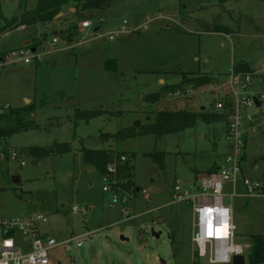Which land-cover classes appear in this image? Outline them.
Instances as JSON below:
<instances>
[{"label": "rangeland", "instance_id": "374dc122", "mask_svg": "<svg viewBox=\"0 0 264 264\" xmlns=\"http://www.w3.org/2000/svg\"><path fill=\"white\" fill-rule=\"evenodd\" d=\"M222 1L81 3L73 6L74 13H63L54 24L36 28L34 46L42 54L39 66L15 63L0 68V127L19 119L35 124L3 140L20 159L0 160V217L43 215L47 222L40 225L41 231L58 241L94 233L81 248L52 250L50 264H208L192 245V205L173 204L172 195L176 185L189 187L197 174L222 163L231 149L226 123L199 121L181 133L139 136L122 143L103 141L100 133L144 124L160 109L215 112V102L230 94L229 73L234 65L246 64L253 71L264 67V0ZM19 4L20 0H0L3 18L34 8L37 0H26L21 8ZM83 21L92 26L80 32ZM124 21L127 29L139 30L109 40ZM29 35L30 29L19 27L0 34V54L20 48ZM54 35L62 42L52 51L64 48L67 36L72 37L75 50L50 54ZM109 59L118 65L111 76L103 68ZM192 72L208 75L212 82L188 94L165 96L152 107L143 102L145 95L175 85L182 74ZM254 83L263 87L264 77ZM98 108L126 113L115 120L100 116L75 124L76 111ZM246 113L262 118L264 104ZM64 144L71 147L69 152H61ZM82 147L134 153L136 191L128 190L130 216L120 205H111L112 196L103 192L104 175L84 162ZM31 149L46 154L35 157ZM145 152L163 153L164 168L145 157ZM246 155L243 168L257 162L253 176L264 180V125L249 132ZM224 203L233 206L236 243H248L244 236L264 234V198L231 201L226 197ZM244 257L247 264L248 253Z\"/></svg>", "mask_w": 264, "mask_h": 264}, {"label": "built area", "instance_id": "2783aa9c", "mask_svg": "<svg viewBox=\"0 0 264 264\" xmlns=\"http://www.w3.org/2000/svg\"><path fill=\"white\" fill-rule=\"evenodd\" d=\"M124 21L115 33L108 39L113 40L114 36L128 33L139 28H126ZM92 26L90 21H83L79 24V31H85ZM147 24L142 25L146 29ZM19 28L24 29V26ZM62 42L58 35H54L49 44L50 52ZM63 50H70V40L64 39ZM42 54L37 53L32 46H24L9 52L0 54V68L7 65L20 63L29 65L34 61L40 62ZM230 94L225 100L215 102V112L228 114L226 123V139L230 143L231 149L225 156L222 163L210 172L197 174L195 180L189 187L176 185L172 195L173 204L192 205L193 225H192V245L198 258L204 259L208 264H232L235 256H244L248 253L249 246L236 243V229L234 225V213L232 204H225L224 198L231 201L236 198L250 199L253 197L264 198V180L251 179L243 175V157L247 137L250 131L257 126L264 125V117L258 118L256 115L246 113L249 108L262 109L264 104V86H256L254 80L263 78L264 67L253 72H236L233 66L230 71ZM191 92V91H190ZM176 92V96L190 93ZM255 99L259 106L255 104ZM18 160L20 155L16 150L6 148L3 140L0 139V160ZM125 157L120 159L125 161ZM24 165V162H21ZM264 179V164L262 166ZM116 173L115 164L107 166L104 175L105 185L103 192L110 193L111 205H120L126 216H130V200L127 191L116 187L114 175ZM143 195L150 201L148 193L144 190ZM212 208L213 227H219L227 223L230 235L228 237L216 238L208 237L206 234V214L203 208ZM72 211L78 212L77 207ZM227 213V215H225ZM203 218V219H202ZM47 222V218L40 214H33L24 218H4L0 217V264H50L49 253L56 248H63L65 252H70L74 247L81 248L85 241L91 239L94 233L87 232L77 238L58 241L40 229V225ZM11 241L5 244V241ZM239 246V254L229 251L230 247ZM203 251V255H201ZM224 255H229L230 259L222 260Z\"/></svg>", "mask_w": 264, "mask_h": 264}, {"label": "trees", "instance_id": "16d2710c", "mask_svg": "<svg viewBox=\"0 0 264 264\" xmlns=\"http://www.w3.org/2000/svg\"><path fill=\"white\" fill-rule=\"evenodd\" d=\"M100 1L101 0H37V4L34 8L29 10L24 9L17 16L9 20L3 18L0 13V19L3 20V25L0 26V34L8 33L11 30H15L21 26L38 27L52 23L61 12L69 7L77 6L81 3L88 5L90 3H97ZM25 2L26 0H20L19 7L21 8ZM219 2L223 1L219 0ZM96 5L99 6V4ZM221 30L226 31L223 27ZM221 30L218 29L216 31L220 32ZM67 39H72V37L67 36ZM234 67L237 73L253 72V69H251L246 64H236ZM104 69L109 73H116L118 71L117 61L114 59L106 60L104 62ZM211 82L212 80L208 75H200L193 72L184 73L182 74V79L179 83L175 85L164 86L158 92L145 95L142 100L146 104L156 105L165 96H170L176 92L184 93L186 91H193V89L206 86ZM124 113L126 112L122 110H117L114 113L113 109L110 110L108 108L76 111L75 124L78 125L80 122L88 123L93 118L100 116L120 118V116H122ZM227 119L228 114L226 113L210 112L206 110H201L200 112H191L187 110L160 109L152 116V118L147 117V122L141 124L137 128L133 125H130L121 128L116 133L101 132L100 138H102L103 141L114 140L118 143H122L139 136H154L155 138H161L166 135L181 133L186 129L193 128L199 121L206 124L217 122L227 123ZM34 126V123L23 122L21 119H19L16 124L0 127V139L4 140L5 138H9L18 132L28 130ZM70 150L71 147L66 144L62 145L61 147V152H69ZM81 152L84 157V162L87 165L94 167L103 175L106 174L107 166L109 164H115L116 173L114 175V180L116 182V187H119L120 190H125L127 192L131 188L136 191L134 188V153H130L128 155V153L125 151L87 147H82ZM31 153L34 154L35 157H42L45 156L46 151L42 149H31ZM143 155L147 158H150L161 169L164 168L163 153L145 152ZM122 157L126 158L124 162L120 161ZM214 169H216L215 166L208 170V172ZM248 238L250 248L248 251L247 264H264V234H252Z\"/></svg>", "mask_w": 264, "mask_h": 264}, {"label": "crops", "instance_id": "0c3cea01", "mask_svg": "<svg viewBox=\"0 0 264 264\" xmlns=\"http://www.w3.org/2000/svg\"><path fill=\"white\" fill-rule=\"evenodd\" d=\"M63 13L64 14H67V13H74V8L73 7H69V8H67V11H63V12H61L56 18L58 19L60 16H62L63 15ZM56 18H55V20H56ZM52 24H54V22H52ZM36 28L37 27H25L24 26V29H30L31 30V35H29V37H30V39H28V40H26V41H24L23 42V44H22V46L21 47H24V46H32V48L34 49V50H36V51H38V49L34 46V43H36V41H38V37H37V32H36ZM20 29H22V28H20ZM99 30V27H97L96 29H95V31H98ZM80 32H82V31H80ZM84 32V31H83ZM218 32V31H217ZM33 33H34V35H33ZM219 33H222V32H219ZM227 37L229 36V34H226V33H224ZM34 39V40H33ZM36 40V41H35ZM70 40V43L72 44V39H69ZM40 45H42V43L40 42L39 43ZM70 44V47H71V49L72 50H75V48H76V45H71ZM20 47V48H21ZM70 49V50H71ZM55 51H64L63 49H60V50H55ZM55 51H52V52H49L50 54H52L53 52H55ZM66 51H69V50H66ZM41 64V62H36V61H34L33 63H31V64H29V65H26V66H39ZM24 65V64H23ZM235 66V65H234ZM103 68H104V65H103ZM105 70V69H104ZM105 72H107V71H105ZM110 76L112 75V73H109V72H107ZM161 82H163V80H161ZM26 101L27 102H29V100H27L26 99ZM146 104V103H145ZM146 105H148V107H152V106H154V105H150V104H146ZM128 111H133V110H128ZM111 120H115L114 118L113 119H111ZM105 133H112V132H105ZM247 139H248V137H247ZM246 145H247V142H246ZM262 159H264V156H262L261 157ZM246 161H247V155H246V149H245V157H244V160H243V164H245L246 163ZM256 164H257V162H253L252 164H247L246 165V170L243 168V175L244 176H249V177H251V178H254V179H256L255 178V176H253V175H255L254 174V171H255V168L257 167L256 166ZM244 199V198H243ZM248 200V199H247ZM193 225V224H192ZM252 235V234H251ZM250 236V235H249ZM249 236H244V238H247V237H249ZM240 244H246V245H248L249 246V248H250V243H249V241H248V243H240ZM249 251V250H248Z\"/></svg>", "mask_w": 264, "mask_h": 264}, {"label": "snow or ice", "instance_id": "6c2138e0", "mask_svg": "<svg viewBox=\"0 0 264 264\" xmlns=\"http://www.w3.org/2000/svg\"><path fill=\"white\" fill-rule=\"evenodd\" d=\"M203 212L206 214V234L208 237H216V238H223L224 236H222L220 234V230L223 228V229H227V225L226 223L223 224L222 226H219V227H213V220H212V212H213V209L212 208H203ZM203 219V218H202ZM11 241H5V244H10Z\"/></svg>", "mask_w": 264, "mask_h": 264}, {"label": "clouds", "instance_id": "9594fccd", "mask_svg": "<svg viewBox=\"0 0 264 264\" xmlns=\"http://www.w3.org/2000/svg\"><path fill=\"white\" fill-rule=\"evenodd\" d=\"M225 215H227V213H225ZM227 225V229H221L220 230V234L224 237H228L230 235V232H229V225L226 223ZM229 251H234L235 253L239 254V252L241 251L240 247L239 246H233V247H230L229 248ZM201 255H203V251H201ZM230 259V256L229 255H224L222 257V260L227 262L228 260Z\"/></svg>", "mask_w": 264, "mask_h": 264}, {"label": "water", "instance_id": "95a60500", "mask_svg": "<svg viewBox=\"0 0 264 264\" xmlns=\"http://www.w3.org/2000/svg\"><path fill=\"white\" fill-rule=\"evenodd\" d=\"M255 104L257 106H259V102L256 99H255ZM133 126L136 127V128L139 127L140 126V122H135ZM52 148L53 147H51L50 152H53ZM13 181H14V183H17V179L16 178H14ZM155 236L157 237L158 235L155 234ZM163 264H165V263H163ZM232 264H245V257L244 256H235L233 258V260H232Z\"/></svg>", "mask_w": 264, "mask_h": 264}]
</instances>
